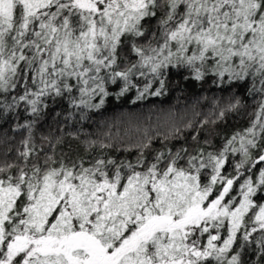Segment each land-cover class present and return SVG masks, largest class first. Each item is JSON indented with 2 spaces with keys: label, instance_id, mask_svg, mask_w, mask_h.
<instances>
[{
  "label": "snow or ice",
  "instance_id": "snow-or-ice-1",
  "mask_svg": "<svg viewBox=\"0 0 264 264\" xmlns=\"http://www.w3.org/2000/svg\"><path fill=\"white\" fill-rule=\"evenodd\" d=\"M174 77L229 94L220 119L242 97L256 107L222 136L177 129L134 158L79 129L67 152L37 149L46 115L83 128ZM13 121L29 135L0 155V264H264V0H0Z\"/></svg>",
  "mask_w": 264,
  "mask_h": 264
},
{
  "label": "trees",
  "instance_id": "trees-1",
  "mask_svg": "<svg viewBox=\"0 0 264 264\" xmlns=\"http://www.w3.org/2000/svg\"><path fill=\"white\" fill-rule=\"evenodd\" d=\"M177 82L179 87L176 86ZM171 83L172 87L165 96L152 97L138 105L122 104L114 100L103 116L94 117L83 128L79 125L73 127L71 122L57 124L55 112H52L33 126L32 135L37 149L41 144L47 147L48 141L44 138L50 137L57 149L67 152L69 143L73 148L76 147L74 134L79 129L82 136L91 133L92 138H111L119 146V154L134 158L135 145L141 141L148 142L151 139L156 149L160 148L165 136L169 137L170 143H179L172 139L177 129L178 135L188 136L189 141L196 134L193 129H202L201 134L204 136L211 134L219 137L229 133L247 123V113L253 112L257 104L251 97H242L240 114L230 112L225 119H220V107L229 102V94L222 97L221 93L209 85L201 86L194 81L186 83L181 77H174ZM60 120H63V116ZM19 122L23 123L24 119L21 118ZM16 123H0V155L10 150V156L14 158L16 148L29 135L23 128L16 129Z\"/></svg>",
  "mask_w": 264,
  "mask_h": 264
}]
</instances>
